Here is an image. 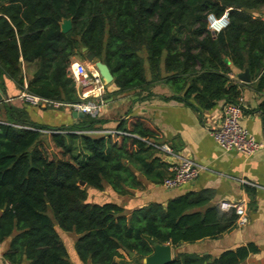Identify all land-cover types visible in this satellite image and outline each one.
Instances as JSON below:
<instances>
[{
  "label": "trees",
  "instance_id": "trees-1",
  "mask_svg": "<svg viewBox=\"0 0 264 264\" xmlns=\"http://www.w3.org/2000/svg\"><path fill=\"white\" fill-rule=\"evenodd\" d=\"M225 12L227 27L213 36L207 18ZM62 20H71L66 34ZM83 47L107 65L116 94L165 85L175 101L199 112L219 102L235 104L240 91L229 78V63L248 70L264 97V0H0L3 93L8 80L40 99L67 108L80 104L68 69L72 58L85 60ZM24 65L34 66L29 77ZM259 109L264 114V100ZM97 116L54 133L32 122L26 109L0 103L2 261L72 264L63 232L77 237L74 251L82 264H119L130 253L127 264H143L155 244L177 248L220 236L235 224L232 210L188 214L207 204L209 196L198 194L129 212L110 202L89 203L88 189L109 186L118 196L142 190L137 172L157 186L172 175L148 145L155 135L140 122L129 128L118 122L116 142L80 133L95 130L102 123ZM50 144L61 158L47 157ZM255 252L247 245L217 258L176 253L169 264H241Z\"/></svg>",
  "mask_w": 264,
  "mask_h": 264
},
{
  "label": "crops",
  "instance_id": "crops-1",
  "mask_svg": "<svg viewBox=\"0 0 264 264\" xmlns=\"http://www.w3.org/2000/svg\"><path fill=\"white\" fill-rule=\"evenodd\" d=\"M78 59L72 58V64L77 63ZM228 66L231 68L230 80L237 82L242 100L240 125L262 144L264 114L259 107L264 97L255 90V83L251 78L249 83H242L236 78L243 71L234 69L229 63ZM33 68V65H24L26 77L32 74ZM5 88V93L1 89L0 91L11 101L6 102L7 99L3 98L2 102L18 109H26L32 122L56 130L51 132L68 133L72 126L80 125L84 119L78 115L74 117V111L66 107L42 109L25 105L16 99L21 91L8 80H5ZM117 91L113 85L107 86L103 106L97 116L102 123L96 125L95 130L80 133L110 138L112 142H116L118 138L113 133L118 132V122H126L128 128L140 122L155 135L156 139L151 140L148 145L156 151L155 157L167 164L169 174L171 168L181 159L192 161L202 170L195 180L174 189L151 185L137 172L144 185L142 190H134L127 196H118L107 186L103 191L93 190L90 200L96 204L114 203L129 212L148 203L166 207L170 201L189 194L209 196L207 204L192 208L188 214H205L208 208L214 207L221 213H227L220 209V203L243 202L248 218L245 225L235 222L220 236L184 242L177 248L171 246L172 260L176 253L210 255L217 258L225 251L253 245L256 252L241 264H264V147L252 156H245L238 152H226L214 141L210 130L220 124L224 102L217 103L211 110L199 112L175 101L174 94L165 85L151 87L146 92L135 90L116 94ZM133 137L138 139L137 136ZM87 194L90 203L89 189ZM101 194H106L109 200L97 201ZM4 249L5 245L0 244V264H8L2 261Z\"/></svg>",
  "mask_w": 264,
  "mask_h": 264
},
{
  "label": "built area",
  "instance_id": "built-area-1",
  "mask_svg": "<svg viewBox=\"0 0 264 264\" xmlns=\"http://www.w3.org/2000/svg\"><path fill=\"white\" fill-rule=\"evenodd\" d=\"M227 25V12L219 19L213 16L207 18V30L213 36L225 29ZM68 72L75 83L77 96L82 101L80 104L70 106L69 109L80 112L84 116L96 117L103 106V97L106 93L107 85L93 67L88 69L84 64L75 63L70 65ZM16 99L25 105L36 108L58 109L64 107L59 103L49 102L32 96L25 91L21 92ZM10 101L11 100L8 99L6 100V102ZM241 117L242 100L240 98L235 104H224L221 108V122L217 127L210 130V134L214 141L224 151L238 152L245 156H252L264 147V143H258L249 132L240 125ZM113 134H118V132ZM201 170L202 168L192 161L181 159L171 168V177L166 178L161 186L165 189L181 187L195 180ZM219 207L225 212L232 210L237 217L236 223L238 225H245L247 223L246 207L243 202L234 204L222 202Z\"/></svg>",
  "mask_w": 264,
  "mask_h": 264
},
{
  "label": "water",
  "instance_id": "water-1",
  "mask_svg": "<svg viewBox=\"0 0 264 264\" xmlns=\"http://www.w3.org/2000/svg\"><path fill=\"white\" fill-rule=\"evenodd\" d=\"M71 30V20H62L60 22V32L66 34ZM81 52L85 55V60L88 64L93 67L99 76L102 78L106 85H111L113 83V76L109 71L107 65L101 62L99 58H96L93 53L87 51V48L83 47ZM236 78L242 83H249L250 77L248 70H244L241 73H238ZM3 98H6L0 91V103L3 101ZM7 99V98H6ZM78 115L80 118H83L84 115L80 112L74 111L73 116ZM80 187H84L83 182L79 183ZM130 257L133 254H129ZM172 261V250L170 245L155 244L153 246V252L148 257L142 260L143 264H169Z\"/></svg>",
  "mask_w": 264,
  "mask_h": 264
},
{
  "label": "rangeland",
  "instance_id": "rangeland-1",
  "mask_svg": "<svg viewBox=\"0 0 264 264\" xmlns=\"http://www.w3.org/2000/svg\"><path fill=\"white\" fill-rule=\"evenodd\" d=\"M76 62H77V63L84 64L88 69L91 68V65L88 64V63L86 62V60H80V59H78ZM145 69H146V70L148 69L146 63H145ZM147 74H148V73H147ZM147 78H149V75H147ZM107 86H112V84H111V85H107ZM52 154H55V155L58 156L59 158L62 157L61 152H60L58 149H55V148L50 144V148H48V150H46V155H47V157L50 158V157L52 156ZM66 158H67V157H66ZM92 192H93V190H90V189H89V197H90L89 200H90L91 197H92ZM101 195H102V196H101L102 199H101V198H97V199H96L97 201H100V200H102V201L109 200V197H107L106 194H101ZM102 201H100V202H102ZM90 203H92V204H96V203H93L91 200H90ZM58 233H59V236H60V238H61V240H62V242H63V244H64V246H65V248H66V250H67V253H68V256H69L70 262H71L72 264H82V263L78 260V258L76 257V254H75V251H74V243H75L77 237H76L74 234L63 233V232H58ZM131 259H132V257H131ZM131 259L124 255V262H120L119 260H117V261L119 262V264H127V263H130V260H131ZM131 263H132V262H131Z\"/></svg>",
  "mask_w": 264,
  "mask_h": 264
}]
</instances>
